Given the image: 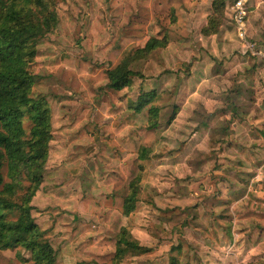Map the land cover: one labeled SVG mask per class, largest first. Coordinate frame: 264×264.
Masks as SVG:
<instances>
[{
  "label": "rangeland",
  "instance_id": "1",
  "mask_svg": "<svg viewBox=\"0 0 264 264\" xmlns=\"http://www.w3.org/2000/svg\"><path fill=\"white\" fill-rule=\"evenodd\" d=\"M55 1L57 25L27 71L31 96L51 113L43 181L30 205L56 264H114L122 228L150 252L120 264H264V197L219 210L203 206L211 187L201 183L218 153L207 122L234 110L224 108L231 100L264 110V0L246 24L255 54L225 8L213 12L216 0ZM152 38L164 47L132 65L131 85L107 89L106 72ZM149 92L155 100L135 113L130 107ZM137 175L138 202L124 216ZM1 255L0 264L29 258L20 249Z\"/></svg>",
  "mask_w": 264,
  "mask_h": 264
},
{
  "label": "trees",
  "instance_id": "2",
  "mask_svg": "<svg viewBox=\"0 0 264 264\" xmlns=\"http://www.w3.org/2000/svg\"><path fill=\"white\" fill-rule=\"evenodd\" d=\"M55 4V0H0V258L3 251L20 249L29 255L28 259L20 257L21 264H56L57 261L45 231L31 215L30 204L43 181L52 135L50 109L44 98L31 96L35 78L27 71L28 63L36 57L38 41L57 25ZM219 8H225L223 0H216L213 12ZM162 47V41L152 38L143 48L126 54L106 72V88L112 91L128 88L132 78L138 75L131 69L132 65ZM155 98L153 92L144 93L130 108L139 113ZM149 112L153 129L157 111L151 107ZM26 121L28 129L24 127ZM146 152L141 150L140 161L146 159ZM4 168L9 182H4ZM139 183V175L129 182L122 205L124 216L136 208ZM14 211L17 218L9 221L7 215ZM149 252V248L141 246L122 228L116 239L113 262L120 264L128 255Z\"/></svg>",
  "mask_w": 264,
  "mask_h": 264
},
{
  "label": "crops",
  "instance_id": "3",
  "mask_svg": "<svg viewBox=\"0 0 264 264\" xmlns=\"http://www.w3.org/2000/svg\"><path fill=\"white\" fill-rule=\"evenodd\" d=\"M261 5L259 0L248 2L246 24L251 9H254L252 13L260 12ZM231 103L232 100L228 101L224 108L231 106L234 110L229 108L228 111H222L212 122H207L206 127L208 134L212 135V141L218 142V153L217 157L208 163L206 175L202 177L201 183L211 187L203 206H213L219 210L225 209L226 206L237 208L247 199L264 197L263 107L251 109L247 104L243 106L234 102L235 105L232 106ZM196 153L199 154L198 151ZM194 160V164L198 166L199 156L196 155Z\"/></svg>",
  "mask_w": 264,
  "mask_h": 264
},
{
  "label": "built area",
  "instance_id": "4",
  "mask_svg": "<svg viewBox=\"0 0 264 264\" xmlns=\"http://www.w3.org/2000/svg\"><path fill=\"white\" fill-rule=\"evenodd\" d=\"M250 0H223L225 10L234 25L238 39L244 44L247 51L255 54V44L247 37L246 17L247 4Z\"/></svg>",
  "mask_w": 264,
  "mask_h": 264
}]
</instances>
